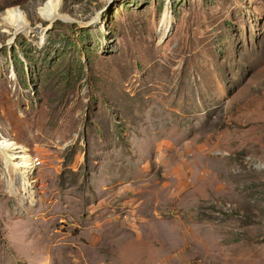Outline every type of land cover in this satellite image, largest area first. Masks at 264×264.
<instances>
[{
	"label": "rangeland",
	"instance_id": "374dc122",
	"mask_svg": "<svg viewBox=\"0 0 264 264\" xmlns=\"http://www.w3.org/2000/svg\"><path fill=\"white\" fill-rule=\"evenodd\" d=\"M0 34V264H264V0H0Z\"/></svg>",
	"mask_w": 264,
	"mask_h": 264
},
{
	"label": "bare ground",
	"instance_id": "6f19581e",
	"mask_svg": "<svg viewBox=\"0 0 264 264\" xmlns=\"http://www.w3.org/2000/svg\"><path fill=\"white\" fill-rule=\"evenodd\" d=\"M50 3L46 4L44 7H42L40 10L43 12V14L46 16V18H51L52 20L59 17L60 10L56 6L53 8L50 7ZM2 22H4L3 26L6 27H14L18 29H25L28 24L24 22L22 17L17 13L16 10L11 9L10 12H8V15L2 19ZM31 31H35V29H31ZM39 32V31H35ZM1 36V34H0ZM0 152L2 154L4 153L6 163L8 162L10 165H14L16 167H27L25 164H19L15 161V159H24L25 156H17L22 154V152H18L10 145H7L6 143H0ZM25 173V172H24ZM25 184L29 185L27 179H25Z\"/></svg>",
	"mask_w": 264,
	"mask_h": 264
}]
</instances>
